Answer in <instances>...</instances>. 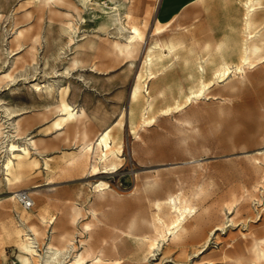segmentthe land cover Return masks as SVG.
<instances>
[{
	"label": "rangeland",
	"instance_id": "rangeland-1",
	"mask_svg": "<svg viewBox=\"0 0 264 264\" xmlns=\"http://www.w3.org/2000/svg\"><path fill=\"white\" fill-rule=\"evenodd\" d=\"M66 1L0 0V75L12 70L0 82L8 134L0 144V264L19 263L22 237H34L29 224L40 227L41 254L74 236L77 249L61 264L83 242L102 250L105 264H256L254 246L264 240V155L255 152L264 149V0L125 1L123 25L142 32L133 55L114 48L128 34L118 21ZM69 10L75 33L63 24ZM19 29L26 33L14 42ZM62 98L85 109L89 138L111 126L105 155L95 145L79 154L81 137L59 134L53 108ZM11 140L30 153L16 184L34 192L30 210L9 202ZM177 224L188 231L173 242ZM150 237L160 241L153 251Z\"/></svg>",
	"mask_w": 264,
	"mask_h": 264
},
{
	"label": "bare ground",
	"instance_id": "bare-ground-1",
	"mask_svg": "<svg viewBox=\"0 0 264 264\" xmlns=\"http://www.w3.org/2000/svg\"><path fill=\"white\" fill-rule=\"evenodd\" d=\"M40 1L45 5H50L55 2L67 3L66 0H40ZM79 1L84 6H90L91 10H95L97 9V7H99L101 12L103 13L102 17L106 18L104 21L105 23H111V22L116 23V21H118V23H120L118 26V29L120 31L125 30L126 32H128V34L125 37V41L123 43L119 41H115L113 43L116 51H118L121 54H127V55H133L137 51L139 42L142 38V32L135 25H131L128 28L125 25H123L121 12H120V8L125 7V1H128V0H116V1L110 0V2L112 3V6H109L105 1L103 2H100L98 0H79ZM194 1H197V0H190V2H194ZM248 1H252V0H248ZM256 1H260V0H256ZM69 5L75 11H77V15H79L78 8L76 6H73L72 4H69ZM109 9L110 10L114 9L117 11L116 12L114 10L110 11ZM123 14L128 18V21H129L131 18V14H132L131 10L126 9L123 12ZM63 16L67 19L66 22H63L66 29L68 31H72L73 33H75L77 30L74 25V19H73L74 17L72 13H70V10L64 12ZM246 25L249 29L254 28L255 20H253L251 17L248 18V20L246 21ZM157 31L158 33L161 32L160 29H157ZM25 33H26L25 29L17 30L12 40L14 42H19L21 38L24 37ZM242 59L245 62V64H247L249 57L243 56ZM18 61H19V58L16 59L15 64ZM151 65H152V61H150V66ZM11 75H12V70H9L8 72L3 73L2 75H0V82L5 78L11 77ZM136 93L137 91L135 89L133 94L136 95ZM53 109L59 115L58 118L53 122V125L56 129H62L59 134H65V135L67 134L68 135L67 139L69 138L70 133H74L76 137L77 136L81 137L83 143H82V147L78 150L79 154H81L88 148L91 149L93 145H95L96 147H102V152H104V155L106 154V151L110 148L109 143H108V138H109V131L111 129V126H108L102 131H99L98 133H96V135L93 138H89V132L86 128V123H85L86 121L85 119L88 116L84 108L80 107L76 109L75 107H73V105L67 102V100L62 98L61 102L58 103ZM13 127L15 128L17 135H19L20 131L23 128V120L17 119ZM5 128L6 127L4 126V123L0 121V144L6 141L5 139L8 137V134ZM30 143L32 145H35L34 140H30ZM5 148H6L5 151L7 152L6 160L3 165L5 168V173H6L5 180L8 186L12 189L11 193L13 194L12 196L9 197V202H12V201L14 202L16 198L20 202V197L23 194H27L31 197V194L34 193L29 188L16 189V186L19 184V182H17V179L19 180L20 178L18 177V174L24 172V171L22 172L21 170L23 166L26 164V159L29 158L30 153L26 146L22 147L12 140L9 141L5 145ZM255 152L257 154L264 155V149H259V150H256ZM76 157L77 156L73 158L74 161L72 162V166H80L83 163L82 159H79ZM155 186H156V182L149 181V184H148L149 188L153 189L155 188ZM73 214H74V220L76 221L81 215V210L78 207H74ZM39 228L37 227L36 224L28 225V229H29L28 231H30L34 237H29L30 235L29 236L25 235L24 238L22 237V240L19 243V249L22 254L19 253V256H18L19 263H15V264H36V262H39V261L44 262V264H61V262L64 259H66L67 256H69V252L71 250L77 249L75 245L76 243H74V236L71 234H64V235H61V239L63 240V241L61 240V242L63 244L60 247L57 246L56 244H53L52 242H48L46 244L44 253L41 254L38 250L39 241H37L38 238L41 236V231ZM83 228L87 232H91L90 223L88 222L85 223ZM187 231H188V227H186L183 224H180V225L177 224L176 228H174V230L172 231L171 240L173 242L178 241L181 235L186 234ZM150 238L151 239H150L149 247L153 251L155 248L159 247L160 241L157 237L155 238L150 237ZM82 245H83L82 249L76 251L74 255L72 254L73 257L70 258V260L66 261L65 262L66 264H89V263L90 264H105L102 250H98L97 252L93 253L91 252L92 250H90V248H88L84 242L82 243ZM253 251H254V260L256 261V264H264V240L259 243H256Z\"/></svg>",
	"mask_w": 264,
	"mask_h": 264
},
{
	"label": "built area",
	"instance_id": "built-area-1",
	"mask_svg": "<svg viewBox=\"0 0 264 264\" xmlns=\"http://www.w3.org/2000/svg\"><path fill=\"white\" fill-rule=\"evenodd\" d=\"M20 202H21V205L27 210H30L34 204L32 198L27 194H23L20 197Z\"/></svg>",
	"mask_w": 264,
	"mask_h": 264
}]
</instances>
